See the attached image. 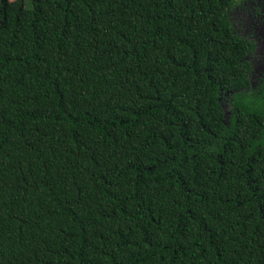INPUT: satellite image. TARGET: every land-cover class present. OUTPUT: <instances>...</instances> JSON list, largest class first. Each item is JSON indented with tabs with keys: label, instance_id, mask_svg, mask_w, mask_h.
Returning <instances> with one entry per match:
<instances>
[{
	"label": "trees",
	"instance_id": "16d2710c",
	"mask_svg": "<svg viewBox=\"0 0 264 264\" xmlns=\"http://www.w3.org/2000/svg\"><path fill=\"white\" fill-rule=\"evenodd\" d=\"M230 2L0 0V264H264Z\"/></svg>",
	"mask_w": 264,
	"mask_h": 264
},
{
	"label": "flooded vegetation",
	"instance_id": "af4514ba",
	"mask_svg": "<svg viewBox=\"0 0 264 264\" xmlns=\"http://www.w3.org/2000/svg\"><path fill=\"white\" fill-rule=\"evenodd\" d=\"M233 10L242 13L244 16L248 15L246 18V21L249 22L247 32L250 33L253 30L256 37L248 38L247 35L246 37L239 35L231 15ZM256 12L261 14L257 16ZM226 14L233 33L244 40L247 45V52L244 57L247 75L242 90L251 88L255 91H262L264 89V74L260 73L262 70L264 71V43L261 42L260 37L264 39V0H256L251 5L246 3L245 0H231ZM225 96L222 100V105L229 109L226 112L227 116L231 118L232 107L229 102V93H226Z\"/></svg>",
	"mask_w": 264,
	"mask_h": 264
},
{
	"label": "rangeland",
	"instance_id": "374dc122",
	"mask_svg": "<svg viewBox=\"0 0 264 264\" xmlns=\"http://www.w3.org/2000/svg\"><path fill=\"white\" fill-rule=\"evenodd\" d=\"M10 1H14V0H10ZM24 1H27V0H24ZM245 1L249 5H251L252 3L256 2V0H245ZM256 14L258 16L261 13L260 12H258V13L256 12ZM231 15H232V19H233V22L235 24V27H236V29H237V31H238V33H239V35L241 37H246V35H247L248 38L256 37V35H255V33H254L253 30L250 32V29H249V32L250 33L247 32L248 27H249V22L246 21V18L248 17V15L247 16H244L242 13L237 12L236 10H233L231 12ZM260 40H261L262 43H264V39L263 38L260 37ZM259 47H261V46H259ZM260 74L263 75L264 74V71L262 70ZM223 109L225 111V113H224L225 121L228 123L230 117L227 116V112L226 111L229 110V109L227 107H225V105H223Z\"/></svg>",
	"mask_w": 264,
	"mask_h": 264
}]
</instances>
